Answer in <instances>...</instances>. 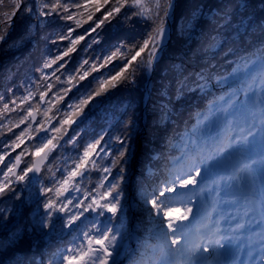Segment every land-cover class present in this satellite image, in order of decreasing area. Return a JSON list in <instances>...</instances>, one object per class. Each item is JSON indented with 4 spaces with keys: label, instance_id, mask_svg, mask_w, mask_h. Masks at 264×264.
Segmentation results:
<instances>
[{
    "label": "snow or ice",
    "instance_id": "snow-or-ice-1",
    "mask_svg": "<svg viewBox=\"0 0 264 264\" xmlns=\"http://www.w3.org/2000/svg\"><path fill=\"white\" fill-rule=\"evenodd\" d=\"M177 8L178 0H12L10 10L0 14V41L19 13L29 21L22 40L37 41V32L60 20L68 23L56 39L68 43L37 69L40 90L29 85L22 96L13 95L0 106L6 119L0 129L12 133L0 151V197L21 198L16 185L28 187L37 179L35 174L94 97L125 82L134 84L137 68L154 74L173 27L180 62L164 70L154 107L158 104L170 118L193 98L205 105L197 113L195 134L178 155L153 149V159H163L165 166L159 177L149 171L143 178L155 181L150 190L143 180L138 184L134 202L147 214L146 223L142 216L139 224L148 239L138 238L140 250L131 264H264V0H184L183 10L177 13ZM134 17L147 25L138 42L121 40L102 59L81 58L66 67L82 41L86 54L101 42L102 26L118 19L135 23ZM118 57L124 63L117 71L99 75ZM92 73L98 83L68 103L61 115L57 105L74 88H85L82 82ZM36 96L39 100L32 102ZM13 112L15 120L6 115ZM38 115L43 119L37 121ZM79 135L66 142L72 144ZM110 138L115 145L102 143L104 134L84 143L59 178L51 173V182L40 184L37 212L28 223L9 227L11 210H0V264H121L131 238L124 191L130 153L124 137ZM91 170L98 171L99 179L91 189L83 188L78 178ZM72 190L78 193L75 198ZM55 231L70 239L49 252L41 241ZM25 239L28 243L21 247Z\"/></svg>",
    "mask_w": 264,
    "mask_h": 264
},
{
    "label": "trees",
    "instance_id": "trees-1",
    "mask_svg": "<svg viewBox=\"0 0 264 264\" xmlns=\"http://www.w3.org/2000/svg\"><path fill=\"white\" fill-rule=\"evenodd\" d=\"M12 5V0H3V4H0V14L9 11ZM184 7V0H178L177 13L181 12ZM99 15V14H97ZM2 18V16H0ZM136 21V18H133ZM176 22L178 23V16ZM64 21L56 20L47 23L42 31L37 32L39 39L37 41H30L28 39H21L24 37L26 29L28 27V20L17 14L15 24L11 30L8 29L7 36L3 41H0V82L3 80L7 72L11 73V78L6 82L4 88L0 91V97H4L2 103L8 102L13 95L20 97L25 93V90L32 86V90L36 89V81L40 79L41 73L37 69L41 68L43 59L48 55H55L57 51L62 50L68 43L67 41H59L56 36L61 32ZM86 28L87 25H84ZM147 31V25L141 21L130 23L123 21L122 19L114 20L110 25L106 24L102 26L100 30L101 42L98 44H92V48L89 49L87 54L83 51V47H86L85 41H82L77 46L78 51L70 54L69 65L66 67H74L81 58L95 59L97 56L103 58V55L107 54L113 49V47L119 45V41L124 40L126 43L138 42ZM80 33L81 30L77 29ZM94 36V34H92ZM86 40L88 38L86 37ZM23 45H19L22 43ZM91 41H89L90 43ZM179 47V41L177 34L174 31L172 40L170 42L167 52L162 57L159 66L154 73V86L152 90V98H150L147 106V122L144 124V110H145V91L146 80L148 76V70L146 68H137L135 72L136 82H125L116 88L109 89L99 97H94L93 101H90L88 105L84 107L83 112L76 117L74 123L68 127L67 133L60 140L59 146L54 149L45 164V168L39 178L25 187L23 184L16 185L18 191L21 192V198L16 199L12 196L0 197V210H11L9 227H12L16 223L26 224L33 219L34 213L37 212L36 196L39 195L38 189L41 183L48 184L51 182V173H55L59 178L63 173L65 167L71 166V159L76 158L79 148L92 138L104 134V141L102 143H108L115 145L116 142L112 141L111 135H120L124 137L128 142L129 149V170L128 177L133 175L138 170V178L134 182L135 193L137 191L138 184L143 180V183L150 186L155 182L153 179H143L149 171L155 172L157 177L163 172L165 161L163 159H153L156 151L163 150L164 156H175L182 150L183 145L187 143L189 135L195 134L197 113L205 105L203 99L193 98L192 100L178 106L179 111L172 114L170 118L161 114L159 105L154 107V100L156 99V89L160 85L161 78L164 74V70L169 68L172 62L177 64L180 62L175 55ZM8 48H15L14 50L6 53ZM126 51V50H125ZM23 58L21 63L14 68V64L18 59ZM124 63L119 57L107 64L104 68L98 70L99 75H110L119 69ZM56 66H53L55 70ZM64 72L61 69L57 75ZM97 73H92L85 82V88H81L77 92L74 88L68 96L60 101L58 107H61V115L67 109L68 103L75 102L79 95L82 94L87 87L94 86L98 83L97 80H93ZM63 79V76L61 77ZM49 80L56 83L51 76ZM88 81L92 84L89 85ZM43 83V82H41ZM12 89V91H8ZM56 90V89H53ZM39 100V97H33L32 102ZM30 102V103H32ZM8 118L17 119V113L6 114ZM51 115V113H50ZM43 119L42 115H39V119ZM59 117L57 118V120ZM131 119V127L127 126V121ZM57 123L56 120L53 121ZM0 123H6L4 116H0ZM27 123V122H26ZM25 125H21L20 129H23ZM146 135L143 140H139L141 134L145 130ZM17 129H13V132H17ZM79 132L77 141L72 144H68L66 141ZM110 133V135H109ZM39 135V134H38ZM11 132H5L0 129V151L4 150V145L9 141L6 137H11ZM30 141H26L25 144H29ZM23 147V146H22ZM17 152L20 149L16 150ZM10 155H13L10 153ZM7 159V158H6ZM28 160V157L24 158ZM151 161V164L149 163ZM3 165H0V169ZM49 168L51 172H49ZM157 169L159 171H157ZM115 171V170H114ZM99 179L98 171L91 170L90 173L84 176L82 180L78 178V183H81L83 188L91 189L95 186L96 181ZM129 185H124V191L126 194L125 211L128 218L126 225L128 233H131L135 225L137 234L136 246L137 252L131 256L126 264H131L133 257L138 254L140 247L138 238L140 240L148 239L145 230L140 227L139 220L143 216L145 223L147 214L138 208L133 212L130 205L127 203L129 195ZM199 190L197 189V192ZM73 197L75 198L78 193L72 190ZM82 194V190H81ZM43 211V209H39ZM134 214V215H133ZM88 215L87 213L85 214ZM90 218V217H89ZM38 219V217H37ZM119 224V220L115 221ZM139 229V230H138ZM0 234H3V228H0ZM70 237L64 236L59 231L53 232L47 240L41 241V246L45 247L49 252L56 251L58 248H63L66 245L67 240ZM151 243H155L154 238L151 239ZM28 241L25 239L21 242V247H25ZM132 247L131 239L128 240L124 253L121 255L120 260H124L129 249Z\"/></svg>",
    "mask_w": 264,
    "mask_h": 264
},
{
    "label": "rangeland",
    "instance_id": "rangeland-1",
    "mask_svg": "<svg viewBox=\"0 0 264 264\" xmlns=\"http://www.w3.org/2000/svg\"><path fill=\"white\" fill-rule=\"evenodd\" d=\"M18 14V13H17ZM17 14H16V16H14L13 17V24H12V26L9 28V30H11L12 28H13V26H14V24H15V21H16V17H17ZM29 22V21H28ZM173 28V27H172ZM35 31V30H34ZM173 33H174V30L172 31V37H173ZM171 40H172V38H171ZM171 40H170V42H171ZM24 42L25 41H23L22 43H20L19 45H23L24 44ZM170 42H169V45H170ZM168 48H169V46H168ZM168 48H167V50H168ZM15 48H8L5 52L6 53H9L10 51H12V50H14ZM167 50L165 51V52H167ZM165 52H163V54L165 53ZM162 54V55H163ZM162 57V56H161ZM23 60V58H20V59H18V61H16L15 62V64H14V68H16V66L17 65H19L20 63H21V61ZM11 78V73L10 72H7L6 73V75H5V77L3 78V80L0 82V91L4 88V86H5V84H6V82L9 80ZM153 78H154V75H153ZM147 81H148V79H147ZM146 81V82H147ZM129 187H130V185H129ZM130 191H132L131 189H130ZM135 194L134 193H132V202H133V207H134V210L136 209V205H135V202H134V198H135ZM130 197H131V195H130Z\"/></svg>",
    "mask_w": 264,
    "mask_h": 264
},
{
    "label": "water",
    "instance_id": "water-1",
    "mask_svg": "<svg viewBox=\"0 0 264 264\" xmlns=\"http://www.w3.org/2000/svg\"><path fill=\"white\" fill-rule=\"evenodd\" d=\"M170 23H171V21H170ZM172 31H173V28L172 27H170L169 28V33L171 34V36H172ZM171 40V39H170ZM170 40L169 39H165V41H164V48H165V51L167 50V48H168V46H169V42H170ZM164 51V52H165ZM162 54L163 53H160V55L162 56ZM153 73H150V72H148V81H147V83H146V88H147V90H146V96H145V99H146V105H147V102H148V100H149V93L152 91V85H153ZM37 119H38V116H37ZM145 120H146V118H145ZM33 123H35V121L33 122ZM42 134V133H41ZM143 137V136H142ZM31 174V173H30ZM33 175V174H32ZM40 175V173H37V174H35V176L36 177H38ZM133 179H136V176H134L130 181H129V183H132V180ZM131 200V198L129 199V201Z\"/></svg>",
    "mask_w": 264,
    "mask_h": 264
}]
</instances>
